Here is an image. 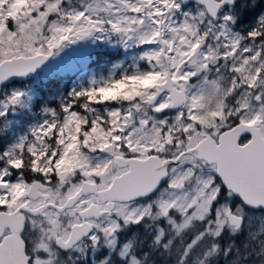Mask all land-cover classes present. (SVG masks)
Wrapping results in <instances>:
<instances>
[{
	"label": "snow or ice",
	"instance_id": "snow-or-ice-1",
	"mask_svg": "<svg viewBox=\"0 0 264 264\" xmlns=\"http://www.w3.org/2000/svg\"><path fill=\"white\" fill-rule=\"evenodd\" d=\"M0 264H264V0H0Z\"/></svg>",
	"mask_w": 264,
	"mask_h": 264
},
{
	"label": "rangeland",
	"instance_id": "rangeland-1",
	"mask_svg": "<svg viewBox=\"0 0 264 264\" xmlns=\"http://www.w3.org/2000/svg\"><path fill=\"white\" fill-rule=\"evenodd\" d=\"M81 69V61L77 57H71L65 65L57 69L65 83L70 84L77 79Z\"/></svg>",
	"mask_w": 264,
	"mask_h": 264
}]
</instances>
